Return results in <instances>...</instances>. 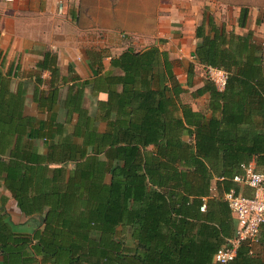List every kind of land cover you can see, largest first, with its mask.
Returning a JSON list of instances; mask_svg holds the SVG:
<instances>
[{"label": "trees", "instance_id": "16d2710c", "mask_svg": "<svg viewBox=\"0 0 264 264\" xmlns=\"http://www.w3.org/2000/svg\"><path fill=\"white\" fill-rule=\"evenodd\" d=\"M208 24L214 35L203 25L197 29L195 58L205 70L225 71L234 63L223 60L222 30L212 19ZM174 67L157 45L128 47L111 59L109 71L85 82L107 94L98 101L104 133L85 125L81 145L67 136L60 151L51 149L49 160L58 162L53 168L38 165L39 159L24 174L13 163L0 166L22 211L46 210L33 239L23 243L35 241L36 253L53 264H216L237 222L233 217L234 231L222 232V196L212 197V183L217 178V191L224 183L227 193L243 164L263 165L264 129L252 145L238 142L241 119L222 111V91L208 79L196 96L209 93L210 115L196 112L181 101L185 89ZM32 187L35 196L28 195ZM16 230L0 222V250H12ZM261 230L264 245V225ZM249 247L242 243L230 264L245 261ZM258 263L264 264H244Z\"/></svg>", "mask_w": 264, "mask_h": 264}, {"label": "crops", "instance_id": "0c3cea01", "mask_svg": "<svg viewBox=\"0 0 264 264\" xmlns=\"http://www.w3.org/2000/svg\"><path fill=\"white\" fill-rule=\"evenodd\" d=\"M6 1L9 3H0V166L3 168L13 163L24 174L26 169L37 165L34 161L37 159L38 165L53 168L58 162L49 160L51 149L57 147L60 151L67 136L74 144L81 145L80 135L85 125L100 133L107 130L98 106V101L107 100V94L97 92L85 82L109 71L111 59L128 48L115 47L112 39L116 33H122L121 37L143 33L145 27L132 24L135 18L149 22V35L167 40L165 44L157 40L154 46L168 52L175 63L174 72L185 89L181 101L208 115L209 93L196 96L208 79L196 72L203 67L198 65L194 52L201 42L197 38L201 25L206 35H214L208 24L212 19L222 30L223 60L234 63L225 70L229 83L222 89V111L225 107L226 112L232 111L227 117L233 113L241 119L235 139L252 145L253 137L264 129V0H222V14L216 13L222 16L220 20L213 12L206 11L211 0L172 3L156 0L155 6L147 11L146 8L135 11L129 6L117 13L113 3L101 8L99 0ZM100 65L103 69H99ZM192 65L196 67L193 72ZM252 164L258 170L263 167ZM68 167L72 168V164ZM237 173H243L242 167ZM4 177L3 172L0 222H10L17 230L10 234L14 239L12 250H0V264H53L43 253H36L35 241L23 243L24 239H33L46 210L43 214L22 211L14 189L5 184ZM230 184L238 193L252 196L253 191L247 186L233 180ZM225 186L222 183V190L217 191L215 178L212 197L222 196L219 220L222 232L230 234L235 221L223 199ZM28 192L35 196L33 187ZM43 206L49 207L45 203ZM126 237L130 239V232ZM249 248L245 261L237 264L249 259L264 262V245L258 243Z\"/></svg>", "mask_w": 264, "mask_h": 264}, {"label": "built area", "instance_id": "2783aa9c", "mask_svg": "<svg viewBox=\"0 0 264 264\" xmlns=\"http://www.w3.org/2000/svg\"><path fill=\"white\" fill-rule=\"evenodd\" d=\"M211 73L212 82L220 91L227 83V73L220 69L207 68ZM262 169L258 170L252 163L243 164V173L236 175L233 181L247 186L253 193L244 196L235 189L225 193L224 201L228 204L232 216L237 222L235 236L228 239L227 243L216 253V264H230L238 254L242 243L250 246L257 245L260 240L261 228L264 225V162ZM206 211L203 205L200 209Z\"/></svg>", "mask_w": 264, "mask_h": 264}, {"label": "rangeland", "instance_id": "374dc122", "mask_svg": "<svg viewBox=\"0 0 264 264\" xmlns=\"http://www.w3.org/2000/svg\"><path fill=\"white\" fill-rule=\"evenodd\" d=\"M7 2L6 0H0V3L2 2ZM174 2V0H168ZM184 1V0H183ZM109 3H113L116 9V13L122 9V8H129L132 7L134 8L135 11L137 10H144L146 8V11L148 9H152L153 6H155V2L156 0H99L100 3V7L102 8V6L105 7L108 5ZM215 2V3H214ZM9 3V2H7ZM121 3V5H120ZM210 6H206V11L208 13H214L216 15V13H221L222 14V0H214V1H209ZM140 8V9H137ZM123 10V9H122ZM215 10V11H213ZM214 15V16H215ZM118 17V16H116ZM215 18H217L218 20L222 19V16H215ZM103 19H105V17H103ZM118 22V21H117ZM119 23V22H118ZM132 24L134 26H141V27H145V30L142 31L143 33H139L140 35H127L126 36H122V33H116V38L112 39L114 40L115 43V47H121V48H127V47H133L135 50H145L149 47L154 46L155 42L158 40L159 43L161 44H165L167 42V40L161 39V38H154V36L149 35V29H150V24L149 22L143 23L142 21H138L136 18L132 20ZM122 30V29H120ZM121 32V31H120ZM124 34V33H123ZM197 73H201L204 77V79H209L210 81H212V77H211V73L209 72V70H205V69H196ZM198 74V75H199ZM189 97V96H187Z\"/></svg>", "mask_w": 264, "mask_h": 264}]
</instances>
